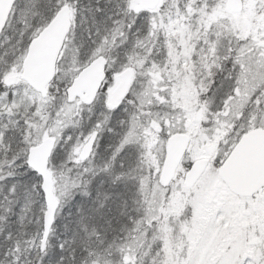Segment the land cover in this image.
<instances>
[{
	"label": "snow or ice",
	"instance_id": "1",
	"mask_svg": "<svg viewBox=\"0 0 264 264\" xmlns=\"http://www.w3.org/2000/svg\"><path fill=\"white\" fill-rule=\"evenodd\" d=\"M0 264H264V0H0Z\"/></svg>",
	"mask_w": 264,
	"mask_h": 264
}]
</instances>
